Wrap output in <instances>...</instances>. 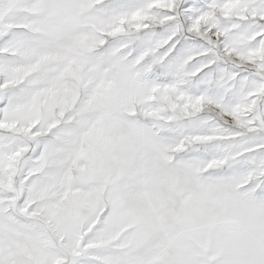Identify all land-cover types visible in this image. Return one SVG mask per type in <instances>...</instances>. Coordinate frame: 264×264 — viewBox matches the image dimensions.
Masks as SVG:
<instances>
[{
  "label": "snow or ice",
  "instance_id": "obj_1",
  "mask_svg": "<svg viewBox=\"0 0 264 264\" xmlns=\"http://www.w3.org/2000/svg\"><path fill=\"white\" fill-rule=\"evenodd\" d=\"M0 264H264V0H0Z\"/></svg>",
  "mask_w": 264,
  "mask_h": 264
}]
</instances>
